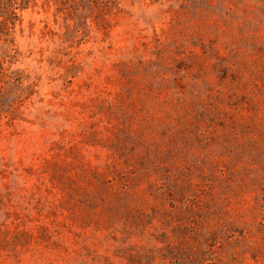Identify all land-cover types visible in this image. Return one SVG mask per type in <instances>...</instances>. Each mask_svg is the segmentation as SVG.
<instances>
[{
  "label": "rangeland",
  "instance_id": "obj_1",
  "mask_svg": "<svg viewBox=\"0 0 264 264\" xmlns=\"http://www.w3.org/2000/svg\"><path fill=\"white\" fill-rule=\"evenodd\" d=\"M23 4L0 264H264V0Z\"/></svg>",
  "mask_w": 264,
  "mask_h": 264
},
{
  "label": "trees",
  "instance_id": "obj_2",
  "mask_svg": "<svg viewBox=\"0 0 264 264\" xmlns=\"http://www.w3.org/2000/svg\"><path fill=\"white\" fill-rule=\"evenodd\" d=\"M24 0L10 3L6 0H0V35H7L15 26L18 19V9L26 7Z\"/></svg>",
  "mask_w": 264,
  "mask_h": 264
}]
</instances>
